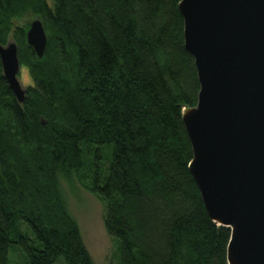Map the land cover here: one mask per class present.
I'll return each instance as SVG.
<instances>
[{
  "label": "trees",
  "instance_id": "obj_1",
  "mask_svg": "<svg viewBox=\"0 0 264 264\" xmlns=\"http://www.w3.org/2000/svg\"><path fill=\"white\" fill-rule=\"evenodd\" d=\"M180 1L0 0V45L37 82L20 104L0 76V264H94L66 204L75 184L102 204L117 264H227L230 229L188 170L181 113L199 84Z\"/></svg>",
  "mask_w": 264,
  "mask_h": 264
},
{
  "label": "water",
  "instance_id": "obj_2",
  "mask_svg": "<svg viewBox=\"0 0 264 264\" xmlns=\"http://www.w3.org/2000/svg\"><path fill=\"white\" fill-rule=\"evenodd\" d=\"M184 47L199 84L196 105L181 120L188 165L205 210L230 229L227 264H264V0H181ZM26 42L38 58L46 35L33 20ZM3 76L15 100L17 45H0Z\"/></svg>",
  "mask_w": 264,
  "mask_h": 264
},
{
  "label": "rangeland",
  "instance_id": "obj_3",
  "mask_svg": "<svg viewBox=\"0 0 264 264\" xmlns=\"http://www.w3.org/2000/svg\"><path fill=\"white\" fill-rule=\"evenodd\" d=\"M63 191L66 195L67 208L79 226L83 243L93 263L117 264L118 248L116 242L110 239L104 230L102 204L78 184L73 188L64 185ZM17 261L21 262L19 258H14L13 264Z\"/></svg>",
  "mask_w": 264,
  "mask_h": 264
},
{
  "label": "clouds",
  "instance_id": "obj_4",
  "mask_svg": "<svg viewBox=\"0 0 264 264\" xmlns=\"http://www.w3.org/2000/svg\"><path fill=\"white\" fill-rule=\"evenodd\" d=\"M0 76H6L2 68V57H0ZM13 79L19 87V90L26 94L29 89H36L37 82L32 74V68L28 64H19Z\"/></svg>",
  "mask_w": 264,
  "mask_h": 264
}]
</instances>
